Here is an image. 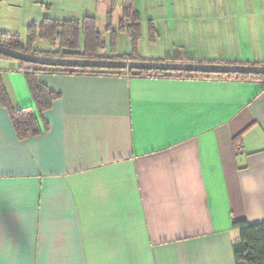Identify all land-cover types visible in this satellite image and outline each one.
<instances>
[{
    "label": "crops",
    "instance_id": "0c3cea01",
    "mask_svg": "<svg viewBox=\"0 0 264 264\" xmlns=\"http://www.w3.org/2000/svg\"><path fill=\"white\" fill-rule=\"evenodd\" d=\"M223 3L192 33L216 47L140 60L264 65V0ZM0 73L41 128L20 139L0 102V264H237L233 223H264V82L46 73L39 115L18 62Z\"/></svg>",
    "mask_w": 264,
    "mask_h": 264
},
{
    "label": "trees",
    "instance_id": "16d2710c",
    "mask_svg": "<svg viewBox=\"0 0 264 264\" xmlns=\"http://www.w3.org/2000/svg\"><path fill=\"white\" fill-rule=\"evenodd\" d=\"M140 16L132 8L130 0L123 1V17L121 30L127 31L133 41L132 53L118 56L117 60L141 61L138 54V45L142 35ZM151 34L155 35L152 27ZM154 40V37H152ZM40 40L54 47L51 52L37 53L32 50L33 45ZM102 34L98 29L96 19L85 18L82 22L77 20L60 21L46 19L41 25L29 27V36L26 43L20 40L18 34L1 33L0 46L5 48L40 56L52 58L76 59H111L108 55L100 54L104 48ZM116 48H113V53ZM0 58L15 60L19 69L24 72L39 115L51 107L54 100L60 97L51 91L39 80L41 74H66V75H94V76H128L130 78L151 77H177V78H221L227 80L262 81L264 75L248 74H211L188 71H162L142 69H105V68H78L57 67L35 64L16 60L0 54ZM186 59L176 58L171 61ZM194 61V60H189ZM256 65V64H249ZM0 102L11 116L15 130L20 139H27L41 133L38 117L30 109L15 110L10 102L7 89L0 73ZM233 228L238 231V240L234 242V255L237 264H264V223L251 225L245 221H235Z\"/></svg>",
    "mask_w": 264,
    "mask_h": 264
},
{
    "label": "rangeland",
    "instance_id": "374dc122",
    "mask_svg": "<svg viewBox=\"0 0 264 264\" xmlns=\"http://www.w3.org/2000/svg\"><path fill=\"white\" fill-rule=\"evenodd\" d=\"M3 4H8L10 0H0ZM14 1V0H13ZM15 7L4 9L0 3V28L18 34L21 41L27 42L29 27L36 24L41 25L46 19H56L60 21L77 20L82 22L86 16L94 17L97 20L98 29L102 34L105 48L102 53L108 56H123L132 53L133 41L127 31L118 30L123 17L124 0H16ZM132 8L139 12L142 36L138 45L139 55L149 57L155 54H168L170 57L184 55L188 50L192 55H196V49L216 47L212 40H199L192 35L202 29V15L206 20L214 24L213 29H218L229 23L226 15L227 10L218 12V4L230 5L229 0H130ZM217 5V7H216ZM208 8V10L206 9ZM112 13V28L109 25V15ZM232 15V13H230ZM246 15L243 14L242 22L246 23ZM221 20H218L220 19ZM232 23V21H231ZM152 26L156 34H151ZM212 29V28H211ZM219 32V31H217ZM220 44L223 53H231L229 50L238 45L237 38L224 37L221 34ZM155 36L156 41L152 40ZM243 41V40H242ZM243 43V42H242ZM116 51H113V48ZM185 51L181 49H185ZM37 53L51 52L54 49L48 43L37 40L32 47ZM117 52V54H116ZM154 53V54H152ZM35 55V54H34ZM157 57V56H154ZM13 62V61H12Z\"/></svg>",
    "mask_w": 264,
    "mask_h": 264
},
{
    "label": "water",
    "instance_id": "95a60500",
    "mask_svg": "<svg viewBox=\"0 0 264 264\" xmlns=\"http://www.w3.org/2000/svg\"><path fill=\"white\" fill-rule=\"evenodd\" d=\"M0 54L20 61L57 67L105 68L122 70L142 69L162 71H188L211 74L264 75V65L130 61L117 59L52 58L47 56L27 54L11 50L3 46H0Z\"/></svg>",
    "mask_w": 264,
    "mask_h": 264
}]
</instances>
